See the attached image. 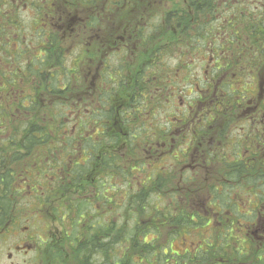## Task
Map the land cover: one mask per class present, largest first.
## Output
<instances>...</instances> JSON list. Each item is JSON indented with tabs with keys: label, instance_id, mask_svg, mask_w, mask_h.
I'll use <instances>...</instances> for the list:
<instances>
[{
	"label": "flooded vegetation",
	"instance_id": "flooded-vegetation-1",
	"mask_svg": "<svg viewBox=\"0 0 264 264\" xmlns=\"http://www.w3.org/2000/svg\"><path fill=\"white\" fill-rule=\"evenodd\" d=\"M176 4L0 0L1 99L11 93L13 98L6 101L17 105L22 96L19 114H29L24 108L31 105L42 110L44 120L59 109V146L74 149L58 163L47 156L44 177L31 166L18 173L15 188L28 190L29 197L39 189H82L79 198L89 206L78 219L62 213L47 220L36 217L35 210L46 202L35 207L37 202L30 200L29 216L3 218L0 240L12 249L4 254L7 264H19L12 260L14 253L21 254L25 264H40L42 257L46 264H81V254L94 256V242L106 239L99 227L115 219L114 205H102L98 191L106 189L109 202L115 189H142L141 175H132V162L148 168L159 164L162 169L166 162L173 184L179 186L173 196L179 200L181 190L190 210L194 195L204 192L209 200L202 216H211L206 221L210 226L224 224L218 195L228 189L258 188L257 177L264 173V71L245 66L247 60L240 62L245 58H218L212 49L227 47L220 33L208 40L205 75L192 74L184 59L194 54L193 44L180 58L179 42L186 31L180 36L179 29L187 19L188 30L193 27L194 12L175 10ZM24 12L29 13L30 36L21 32L26 29ZM164 54H171L166 62L172 65H161ZM8 81L14 82L13 91ZM202 169L207 178L197 186ZM245 178L256 187L244 185ZM240 206L249 218L237 219L235 225L227 219L225 225H241L234 230L242 232L248 247L253 241L263 247L264 202L247 207L241 201ZM51 223L60 228H51ZM215 251L204 264H264V249H249L244 258L233 250Z\"/></svg>",
	"mask_w": 264,
	"mask_h": 264
},
{
	"label": "trees",
	"instance_id": "trees-1",
	"mask_svg": "<svg viewBox=\"0 0 264 264\" xmlns=\"http://www.w3.org/2000/svg\"><path fill=\"white\" fill-rule=\"evenodd\" d=\"M258 1L261 3L259 6L255 5V2L252 3L251 0H181L180 3L174 6V9L180 12L193 11L195 20L191 22V27H193L189 28V30L188 19L181 26L183 28L179 29L180 36H182L184 30L186 31L184 33L186 37H182L179 42L180 50L183 51V54L180 52L182 55L180 58L185 57V49H191V42L193 40H197V42L202 40L204 43L210 40V35L215 36L222 32L226 36L227 47L223 49L215 47L212 49L215 54H218V58H245L240 61L242 63L244 60H247V62H243L245 66L248 68H252L253 66V68L264 71V0ZM215 13H224V21L220 27H217V30L209 33L206 30L204 19L206 16H214ZM239 42H243V46ZM194 49L192 47L191 50ZM206 51L208 53L211 50ZM203 54L206 53L204 52ZM14 88V82L8 81L9 92L13 91ZM12 98L13 95L11 93L5 97V100H2L0 96V142L3 143V146L10 144L11 147L16 148V151L12 156L10 155V158H7L2 153V148L0 149V221L3 218L10 217L22 218V211L28 207L27 205L26 207L25 205L21 206L19 203V199L20 202L23 199L27 201V196L29 197V195L26 194L23 197L21 193L24 190L15 188V179L18 173H14V168H12L14 163H21L20 172L28 170L31 166L37 175L44 177L48 173L44 164L47 156L52 155L50 160L58 163V161L64 160L66 155L74 154V149L71 147L65 149L64 146L63 148L59 146L61 145L62 129L55 123L61 117L59 109L56 112L52 110V112L48 113L46 120H44L45 116L40 115L37 116L36 120L21 121L19 119V112L21 113L22 111L20 107L21 104H24V97L18 96L19 104L17 105L6 101ZM54 106L56 107L54 110H57L58 104H54ZM26 107L24 108L26 112L32 113L33 107L31 108V105L30 108ZM37 111L40 113L42 110L37 108ZM20 116L27 117L28 114L24 113ZM21 127H24L25 130L18 137L17 132ZM67 143L70 144L69 141ZM135 153L143 156V153H140V148H135ZM176 162L179 167V161L176 160ZM163 165L162 169L159 164H154L151 168H148L146 165L131 163L130 169L132 175L137 176L140 174L142 177L140 179L142 189H115L114 200L110 199L109 202L107 200L108 193L106 189L98 191L99 200H102L100 202L102 205L105 204L106 206L108 203L114 205L115 219L99 227V234H104L106 239L101 240L99 243L94 242L93 244L91 251L97 254V258L92 255L81 254L83 256L81 264H193V260H195L196 264H204L208 260V257H210L209 254L214 250H216L215 252L233 250L237 252L236 255L239 258L246 256L250 246L246 245V250L239 253L233 245L239 233L244 238L242 232L234 230L235 228H242V226H226L225 222L229 219L227 221L229 224L231 220H235V225L237 219L243 220L244 218H249L248 215L243 213L246 210H242L243 208L240 206L241 201L247 207L252 206L256 202H264V173L260 172L257 177V189H236L238 193L235 196L238 195L240 201L231 200L228 194L224 197L218 195L215 199L221 203L223 202L220 205V221L224 224L210 226L206 223L211 218L210 215L202 216L197 211L193 212L194 210H190L189 206L181 204L179 200L174 198L173 194L176 193V188L179 186L173 184L174 178L171 176L172 168L168 167L166 162ZM253 184L256 187L255 181L252 182L251 178H245L244 185L251 186ZM132 186L133 188L135 187V181ZM53 190V192H50L45 189H39L37 192H34L33 198L29 197L27 202L31 198L40 203L47 202L49 201V197L54 195L52 200H57V205L52 207V215L55 217L65 213L62 216H74L78 219L89 208L87 202L79 198L82 189ZM208 190L210 193L216 194L215 189ZM233 190L236 191L235 189ZM154 196L156 200L153 205L152 200ZM162 198H166L168 201L162 203ZM211 200L214 202L212 197ZM66 202H68L67 205ZM147 207L150 208L149 211ZM41 209L42 207H36V211H40ZM118 210H121V212H118L120 215L117 217L116 211ZM136 214L139 217L143 215L141 220L148 218L147 222L150 225L146 226L143 225V222H138ZM37 215L36 213V217H38ZM88 225L90 226L91 223H88ZM3 226L4 223L0 222V227ZM207 226L209 227L206 233L212 234L214 240L218 241L221 245L217 249H214V245L212 244L203 249H198L193 245L196 241L191 244L192 232L198 235V242L205 233L196 232L197 229L202 230ZM230 230L233 232V238L225 237L224 234L227 235ZM166 231L167 233L163 235ZM149 234H156L157 236L147 242L146 237ZM162 235L164 237L167 236L163 240L164 242L169 243V241L177 238L181 241L183 247L186 245L189 247L183 249L184 254L179 256L171 255L170 247L167 244L156 243L158 242L157 238ZM122 242H124L123 245L121 244ZM112 243H114V250L111 254V251L108 249L113 245ZM262 246L255 249L263 250L264 242ZM79 249L83 251L81 247ZM192 251L196 252L193 253ZM76 257L78 259L79 256Z\"/></svg>",
	"mask_w": 264,
	"mask_h": 264
},
{
	"label": "rangeland",
	"instance_id": "rangeland-1",
	"mask_svg": "<svg viewBox=\"0 0 264 264\" xmlns=\"http://www.w3.org/2000/svg\"><path fill=\"white\" fill-rule=\"evenodd\" d=\"M180 2H181V0L180 1L177 0V3H180ZM251 2L252 3L255 2V5H258V6L261 4L260 1H258V0H251ZM224 9H226V8H224ZM28 16H29V13H26V12L23 13L22 21L25 24L26 29H23L21 32L30 36L31 30L29 29ZM223 21H224V13H215L214 16H211V15L210 16H206L205 19H204V22L206 23V30H208L209 33L211 31H213V30H217L218 29L217 27H220L221 26V23ZM210 27H211V29H210ZM220 33H222V32H220ZM219 34H216V35H219ZM213 37L214 36H211L210 35V38H213ZM208 42H209L208 40L205 41L204 43L202 42V40L200 42H197V40H193L192 41V44H193V47L195 48L193 51H195V52H194L193 55H191V53L188 54L186 56V58L184 59L187 63L191 64V73L194 74L195 76H201L202 75V77H203L205 75L204 68H205V65H206V62H207V57H208V59L210 57V54H208L209 52L207 53V51H206V50H208V49H206ZM204 44H205V46H204ZM165 52H166V50L163 51V53H165ZM204 52L206 53V55L203 54ZM170 55L171 54H169V55H167V54L165 55L164 54L163 55L165 61L162 62L161 65H165V64L166 65H172V63L170 61L169 62H166V58L169 57ZM183 72H184V70H183ZM20 115L21 114H19V119L21 121H25V120H29V119L36 120L37 119V116L42 115V112L39 113L37 111V109L35 108L34 110H32V113H29L28 114L27 117H22ZM24 130H25L24 127H21L19 129V131L17 132V136L18 137L21 136V134L24 132ZM1 148L3 149L2 153L5 154V156H7V158H10L12 156V154L16 151V148L15 147H11L10 144L9 145H6V146H3V143L2 142H0V149ZM12 168H14V173H21L20 172V170H21V163H19V164L18 163H14L12 165ZM205 172L206 171L203 170V169L199 171V173L197 175V179H196V185L197 186L198 185H203V183L205 182L204 178H207V174ZM68 193L71 194L70 192H68ZM178 193H179V202L181 204H186L188 206L189 202L187 201L188 202L187 203L183 199V193H182V191L180 190ZM237 193H238L237 190L234 191L233 189H228L227 193H224L223 192L222 194H220V196L221 197H224L226 194H228V197L231 198V200H233V201H240L238 199L239 196L238 195L235 196V194H237ZM26 194H28V190H25L24 192L22 191L21 196L23 195V197H24V195H26ZM53 196L54 195L50 196L49 197V201H47L46 204H44L42 206V209L39 211V214L37 215L39 218H41V219H47L48 220V217H51V215L53 213L52 207H55L57 205L56 204L57 200H52L53 199ZM194 196H195L194 202H191L192 203L191 210H194L193 212H196V210H198L199 214L202 215L205 212V204H207L208 203V200H209L208 199V196L206 194H204V192H197ZM27 199L29 200V197L28 196H27ZM171 199H172V196H171ZM155 200H156V197L154 196V198L152 200L153 205H154ZM27 201L25 199H23V201L20 202V199H19V203L20 204L23 203L25 205V207H26V205L28 206V202ZM31 201H35V200L34 199H31ZM167 201H168V199H166V198H162L161 199V202L162 203H166ZM35 202H37V203H35L33 206L38 205V203H40L37 200ZM147 208H148V211H149L150 208L149 207H147ZM24 210L22 211V214H21L22 217L29 216L30 213H31L30 212L31 211V208L27 207ZM118 212H121V210L116 211L117 217H118V215H120V213H118ZM135 213H136V211H135ZM136 215H137V218L136 219L138 220V222H140V223L143 222V225H146V226L147 225H150L147 222L148 218H146V220H141V218L143 217V215L140 216V217L138 216V214H136ZM147 215H148V212H147ZM42 224H43L42 226L48 228V226L44 225V222ZM52 225H56L58 228H60L59 225L56 224V223H51V228H53ZM204 229H208V227H206ZM47 230H46V233H47ZM196 232L205 233V235L202 236L201 239L198 242H197L198 235L197 234H193V232H192V234L190 233L191 234V244L194 241H196L193 244L196 248L203 249V248H206L207 246H209L210 244L214 245L213 246L214 249H217L218 247L221 246L220 243H218V241L214 240L212 234H207L206 231H201V230H197ZM166 233H167V231L164 232L163 235L166 234ZM232 233L233 232L230 230L229 233L227 235L224 234V236L227 237V238H233ZM163 235L161 236L162 238L161 237L157 238V240H158V242H156L157 244H167L170 247L171 250H178V251H181V252L183 251V249L189 247L188 245H186L185 247H183L181 245V241H179V239H177V238L174 239L173 241H169V243L164 242L163 240L167 236L164 237ZM156 236H157L156 234H149L146 237V241L149 242L151 239H154ZM234 242H235V245H236V250H238L239 253H242L244 250H246V245L247 244H246L245 239L241 237V233L238 234L237 239H235ZM121 244L123 245L124 242H122ZM252 244L253 245H251L249 248L251 250H254L255 249V246H254L255 245V241H253ZM6 250H7V252H9L12 249H11L10 245H6V241L4 242L3 239H1L0 240V264H7L8 263L7 258L4 257V254H5ZM19 255H21V254L14 253L12 260H14V262L16 260H18L17 262L19 264H25V262L22 261L23 258L20 257ZM94 256H95V258H97V254H95ZM41 260H42V262H40V264H46V261H45L44 257H42Z\"/></svg>",
	"mask_w": 264,
	"mask_h": 264
}]
</instances>
